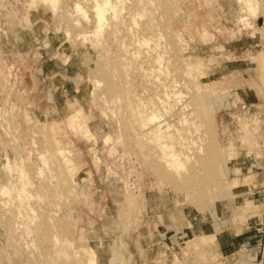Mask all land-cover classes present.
Instances as JSON below:
<instances>
[{
  "label": "rangeland",
  "instance_id": "374dc122",
  "mask_svg": "<svg viewBox=\"0 0 264 264\" xmlns=\"http://www.w3.org/2000/svg\"><path fill=\"white\" fill-rule=\"evenodd\" d=\"M246 1L81 0L87 19L0 0V264H261L264 203L243 194L264 182V0Z\"/></svg>",
  "mask_w": 264,
  "mask_h": 264
},
{
  "label": "bare ground",
  "instance_id": "6f19581e",
  "mask_svg": "<svg viewBox=\"0 0 264 264\" xmlns=\"http://www.w3.org/2000/svg\"><path fill=\"white\" fill-rule=\"evenodd\" d=\"M44 2H47L49 5H50V7L52 8V11L51 12H55L56 10H58L57 8H58V4H59V0H43ZM85 1V0H84ZM102 1L103 0H95V4H94V7H93V11H94V13H95V17L97 16V17H104L105 16V14H106V10L104 9V7H106V5L108 4V3H110L111 5H113V0H106V2H105V4L104 3H102ZM115 1H118V0H115ZM244 1H246V0H244ZM97 2V3H96ZM243 2V1H242ZM32 4V3H31ZM62 4V3H61ZM60 4V5H61ZM74 4V3H73ZM244 4H248L247 3V1H246V3H244ZM249 7V9L248 10H250V11H252V13H253V10H254V7H253V5H248ZM63 7V6H62ZM247 7V6H246ZM70 8H71V6H70ZM70 8H68V9H70ZM27 9H28V7H27ZM61 9V8H60ZM59 9V10H60ZM51 10V9H50ZM246 10H247V8H246ZM74 11H75V14H76V12L78 13V15H83V17L84 18H87V19H89V16H88V13H87V11H86V9H85V7H84V5H83V2H81V0H80V2H76L75 3V6H74ZM245 12V11H244ZM243 12V13H244ZM53 14H55V13H53ZM58 14V13H57ZM71 14V13H70ZM143 14V13H142ZM248 13L247 12H245L243 15H242V19H245V18H247L246 17V15H247ZM69 15V14H68ZM94 15V14H93ZM139 15H140V17H141V13H139ZM139 15H138V21L137 22H139V20H140V17H139ZM71 16V15H70ZM74 18V17H73ZM72 18V19H73ZM68 19V18H67ZM70 19V18H69ZM71 20V19H70ZM246 20V19H245ZM99 85L101 84V82H100V80H97L96 81ZM69 100V99H68ZM73 113H81V110L80 109H78V110H76L75 109V111L73 112ZM155 119H156V116L155 115H153L152 117H150L149 119H148V121H155ZM161 126L160 125H158V128H160ZM159 131V130H158ZM33 143V142H32ZM5 163L7 164V166L9 165V162H7L8 160L7 159H5ZM9 167H11V165H9ZM42 171V170H41ZM40 171V172H41ZM22 178H25L24 177V175H23V177ZM5 189H7L8 187L9 188H11L12 186H9V185H4L3 186ZM15 187V186H14ZM23 188H24V186H22ZM25 190V189H24ZM24 192V191H23ZM22 192V193H23ZM26 193V192H25ZM25 195V194H24Z\"/></svg>",
  "mask_w": 264,
  "mask_h": 264
},
{
  "label": "crops",
  "instance_id": "0c3cea01",
  "mask_svg": "<svg viewBox=\"0 0 264 264\" xmlns=\"http://www.w3.org/2000/svg\"><path fill=\"white\" fill-rule=\"evenodd\" d=\"M254 9H255V11H256V5H255V2H254ZM243 14V13H242ZM241 14V15H242ZM254 14V13H253ZM241 15H240V18H241ZM264 19V18H263ZM3 31L4 32H6L4 29H3ZM37 41L35 40V41H33V48H35L36 47V45L34 44V43H36ZM38 48V47H37ZM40 51H38V50H34L33 49V51H30L29 52V56H31V57H33V59H34V61L35 62H33L32 63V66H31V69H30V72H31V74L33 75V76H35V78H37L36 79V82L35 83H33V86H32V88L33 89H40L41 88V85H42V82H41V80L37 77L38 75H40V74H44L45 72H46V67H44L45 65L43 64V63H40L39 61H38V59H40L41 58V54L39 53ZM0 53L2 54V49L0 50ZM15 55H17L18 57L19 56H23L24 55V53L23 52H21V51H17L16 53H15ZM24 56H28V55H24ZM39 63H40V65H39ZM1 67H5V66H1ZM8 70H11V71H14V74H18V72H19V70H20V68L18 67V66H12V68L10 67ZM15 85H16V83H14ZM62 91V90H61ZM64 91H62L61 92V96L63 97L64 96ZM242 105H244V104H242ZM241 106V105H240ZM255 107V105H250L249 106V108L247 109V112H251V113H253V112H255V110L256 109H253ZM263 188H264V182L262 183V184H260V186H259V190H263ZM253 191V188L252 189H246L244 192V194H243V196H248V197H253L252 196V194H251V192ZM254 199V198H253ZM256 240H254V242H255Z\"/></svg>",
  "mask_w": 264,
  "mask_h": 264
},
{
  "label": "built area",
  "instance_id": "2783aa9c",
  "mask_svg": "<svg viewBox=\"0 0 264 264\" xmlns=\"http://www.w3.org/2000/svg\"><path fill=\"white\" fill-rule=\"evenodd\" d=\"M5 1L9 3L8 5L10 7H12V6L18 5L21 0H5ZM249 106L250 105H248V104H244L242 106H239V108L245 110V109L249 108ZM0 116H2V115H0ZM7 129H8L7 132H5L2 129L4 131V133H5L6 136H8L9 134L14 135L15 133L16 134H19V131L18 130L17 131H14V133H13V132H11V130H9V127H7ZM238 133H240V131ZM254 134H256V132ZM251 194H252V196H253V198L255 200L259 197L261 199V201L264 203V189L263 190L253 189V191L251 192ZM261 236H262V234H261ZM246 245L247 244H244L243 246H241L240 251H243L246 248ZM257 246L259 247L260 250H263L264 251V240H262L260 238V242H259V244H257ZM263 257H262L261 264H264V258Z\"/></svg>",
  "mask_w": 264,
  "mask_h": 264
}]
</instances>
